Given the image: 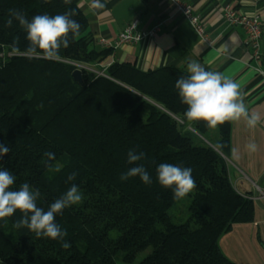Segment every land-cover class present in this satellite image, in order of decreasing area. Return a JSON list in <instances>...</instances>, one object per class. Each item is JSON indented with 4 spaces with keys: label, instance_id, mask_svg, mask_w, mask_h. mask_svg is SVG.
<instances>
[{
    "label": "trees",
    "instance_id": "1",
    "mask_svg": "<svg viewBox=\"0 0 264 264\" xmlns=\"http://www.w3.org/2000/svg\"><path fill=\"white\" fill-rule=\"evenodd\" d=\"M9 9L21 10L29 20L72 11L80 33L74 39L70 35L59 62L25 58L12 50L14 41L21 50L28 41L17 21L5 27ZM88 25L79 0H0V143L10 148L0 167L16 177L12 190L25 182L38 189L37 204L45 210L72 184L83 195L56 215L67 231L64 241L16 228L19 211L0 219V264L133 263L147 249L150 254L139 264H234L220 239L233 225L254 221L255 202L239 194L230 179L225 158L232 121L215 127L214 144L207 139L213 128L186 119L187 106L175 88L180 77H187L184 70L144 72L114 63L101 76L78 68L98 66L112 54L94 49ZM76 70L82 72V85L73 78ZM130 149L145 153L137 164L148 171L151 184L138 176L120 179L136 166L127 163ZM47 151L54 160H47ZM161 163L192 169L196 187L187 195L186 222L175 221L171 213L181 199L159 184ZM73 172L76 179L68 181ZM63 242L71 247L63 248Z\"/></svg>",
    "mask_w": 264,
    "mask_h": 264
},
{
    "label": "crops",
    "instance_id": "2",
    "mask_svg": "<svg viewBox=\"0 0 264 264\" xmlns=\"http://www.w3.org/2000/svg\"><path fill=\"white\" fill-rule=\"evenodd\" d=\"M185 1L204 21L208 43L169 0H102L106 2L103 14L90 9V0H79V7L88 20L86 34L93 38L94 49L112 51L98 65L100 71L119 63L134 65L144 72L165 67L187 72V63L197 61L206 70L221 72L240 85L249 111L259 114L261 122L249 128L243 118L232 121L231 148L225 159L235 189L254 200L255 218L252 223L233 225L219 244L234 264H264V79L254 69L256 63L247 47L246 33L226 22V10L231 8L257 15L264 24V0ZM135 20L142 30L158 29L156 37L117 49L99 44L100 39L114 42ZM262 48L264 52V31ZM252 141L257 145L255 152L245 148ZM233 149L237 150L236 156Z\"/></svg>",
    "mask_w": 264,
    "mask_h": 264
},
{
    "label": "clouds",
    "instance_id": "3",
    "mask_svg": "<svg viewBox=\"0 0 264 264\" xmlns=\"http://www.w3.org/2000/svg\"><path fill=\"white\" fill-rule=\"evenodd\" d=\"M71 0H64L65 4ZM90 9L101 11L106 9V2L102 0H90ZM72 11L57 15H35L29 20L27 16L18 9H9V19L5 27H11L13 21L26 32L28 46L21 50L14 41L13 52L25 58H43L55 62L62 60L61 48L67 49L70 46L69 37L73 39L79 35L81 25L72 17ZM187 77H180L175 88L178 90L181 103L187 106L184 116L188 121H204L208 127L215 128L227 121H238L243 118L249 128H255L261 117L255 112H250L245 103L244 93L240 85L233 79L221 72L208 71L197 61L187 63ZM223 148V145H217ZM250 152L257 150L254 141L245 145ZM10 148L0 143V158L7 155ZM237 155V150H232ZM47 160H54L55 154L47 151L44 153ZM145 158L144 152H137L130 149L127 153V163L136 165L130 167L121 174L120 179L126 181L130 177H139L145 184H151L152 179L142 164H137ZM59 171V167L55 169ZM159 184L164 188H171L174 199H182L187 196L195 187L196 183L192 176V169L181 167L170 163H161L156 168ZM77 173L73 172L68 176V181L76 179ZM16 177L10 170L0 167V219L13 216L19 211L22 216L15 222L16 228L27 227L36 237H46L53 240L64 241L67 231L62 230L56 223V215L62 214L65 208L82 201L83 195L76 184L54 202L47 210L38 206L37 200L40 197L38 189H32L25 182L18 190H12ZM62 247L68 249L71 244L63 242Z\"/></svg>",
    "mask_w": 264,
    "mask_h": 264
},
{
    "label": "built area",
    "instance_id": "4",
    "mask_svg": "<svg viewBox=\"0 0 264 264\" xmlns=\"http://www.w3.org/2000/svg\"><path fill=\"white\" fill-rule=\"evenodd\" d=\"M179 13L190 23L198 36L205 42L208 43L207 30L204 21L199 15H197L193 7L188 4L185 0H169ZM226 22L228 26L240 27L244 30L247 35L248 42L247 47L251 52L252 59L256 63L254 67L255 71L264 79V52L262 48V39L264 24L261 18L257 15H250L246 12L227 8L226 10ZM158 29L151 31L142 30L139 27L138 20H135L129 24L125 30L118 36V38L111 42L106 39H100L99 44L108 49H117L125 45H134L140 43L149 38H155ZM78 68H83L88 71L94 72L97 75L105 74L106 66L102 71L95 70L93 66L77 65Z\"/></svg>",
    "mask_w": 264,
    "mask_h": 264
},
{
    "label": "rangeland",
    "instance_id": "5",
    "mask_svg": "<svg viewBox=\"0 0 264 264\" xmlns=\"http://www.w3.org/2000/svg\"><path fill=\"white\" fill-rule=\"evenodd\" d=\"M95 70H98V66H93ZM189 131H192L191 128H188ZM200 139L204 140L203 137L199 136ZM207 139L216 144V141L218 140V131L217 128H213L210 133L207 135ZM208 142V141H207ZM206 143V142H205ZM192 194V193H191ZM191 204V196H185L181 199L177 207H175L171 213L176 218L175 221H182L186 222L190 218V212H189V206ZM151 249H147L143 252H141L136 260L133 263H124L122 261H118L117 264H139L148 254H150Z\"/></svg>",
    "mask_w": 264,
    "mask_h": 264
},
{
    "label": "water",
    "instance_id": "6",
    "mask_svg": "<svg viewBox=\"0 0 264 264\" xmlns=\"http://www.w3.org/2000/svg\"><path fill=\"white\" fill-rule=\"evenodd\" d=\"M42 3H44V2H42ZM73 78H74V80L77 82V83H79V84H83V80H82V72L80 71V70H76L74 73H73ZM174 117V116H173ZM177 121H179L176 117H174ZM205 142L207 143V144H209L210 146H212L209 142H207L206 140H205ZM213 147V146H212ZM215 150L216 151H218L216 148H215ZM219 152V151H218Z\"/></svg>",
    "mask_w": 264,
    "mask_h": 264
}]
</instances>
